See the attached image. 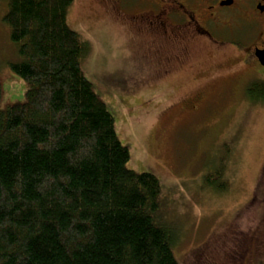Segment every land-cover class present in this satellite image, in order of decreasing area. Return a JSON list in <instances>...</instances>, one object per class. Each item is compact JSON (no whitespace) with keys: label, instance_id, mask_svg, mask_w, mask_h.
Wrapping results in <instances>:
<instances>
[{"label":"trees","instance_id":"16d2710c","mask_svg":"<svg viewBox=\"0 0 264 264\" xmlns=\"http://www.w3.org/2000/svg\"><path fill=\"white\" fill-rule=\"evenodd\" d=\"M0 3L18 57L8 67L26 85L0 110V264H179L159 180L127 167L81 70L90 46L68 26L73 0ZM247 91L264 103V86Z\"/></svg>","mask_w":264,"mask_h":264},{"label":"rangeland","instance_id":"374dc122","mask_svg":"<svg viewBox=\"0 0 264 264\" xmlns=\"http://www.w3.org/2000/svg\"><path fill=\"white\" fill-rule=\"evenodd\" d=\"M107 1L73 0L67 23L90 46L81 70L129 150L127 167L159 180L160 208L177 236L176 261L257 264L251 252L264 250V103L247 91L257 74L231 63L214 80H195L193 65L166 83L148 85V63L137 58L144 38L115 20ZM4 12L0 3L1 111L22 104L26 91L8 67L18 57ZM119 71L129 86L107 81ZM197 92L205 99L195 102Z\"/></svg>","mask_w":264,"mask_h":264},{"label":"flooded vegetation","instance_id":"af4514ba","mask_svg":"<svg viewBox=\"0 0 264 264\" xmlns=\"http://www.w3.org/2000/svg\"><path fill=\"white\" fill-rule=\"evenodd\" d=\"M110 4L117 12L115 20L144 38V51L137 58L148 63V85L166 83L175 72L193 65L198 71L195 80L211 81L217 71L234 63L238 70L257 74L251 84L264 86V0H110ZM197 52L203 54L200 61L194 57ZM122 72L114 83L125 88L129 80ZM138 80L133 77L131 82ZM192 99L202 101L205 95L197 92ZM254 254V261L264 264V250Z\"/></svg>","mask_w":264,"mask_h":264}]
</instances>
